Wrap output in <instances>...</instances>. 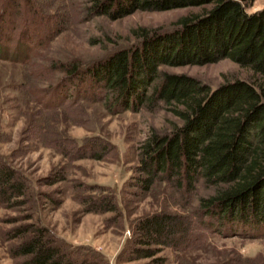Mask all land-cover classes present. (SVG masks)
<instances>
[{"label": "trees", "instance_id": "1", "mask_svg": "<svg viewBox=\"0 0 264 264\" xmlns=\"http://www.w3.org/2000/svg\"><path fill=\"white\" fill-rule=\"evenodd\" d=\"M254 1L80 0L86 20L200 9L170 28H141L135 42L88 62L74 59L54 67L60 71L56 88L63 86L67 98L99 102L110 114L165 109L177 118L168 131L152 129L142 141L136 186L143 191L156 183L171 186L191 210L190 221L198 220L205 232L264 238V7L251 12ZM223 59L249 69V77L212 86L163 67ZM32 196L28 179L0 156V206H19ZM92 200V211H118L113 197ZM34 213L12 219L19 223L0 233L14 264H107L93 252L71 248ZM188 220L168 211L142 217L130 240L132 252L151 256L157 249L141 245L173 246Z\"/></svg>", "mask_w": 264, "mask_h": 264}, {"label": "rangeland", "instance_id": "2", "mask_svg": "<svg viewBox=\"0 0 264 264\" xmlns=\"http://www.w3.org/2000/svg\"><path fill=\"white\" fill-rule=\"evenodd\" d=\"M74 1L0 0V156L28 179L33 192L28 203L0 206V233L19 223L12 219L34 211L71 248L93 252L107 264H264V238L205 232L198 220L190 221L191 210L171 186L156 183L143 191L135 185L142 141L152 129L168 131L176 117L165 109L110 114L99 102H78L65 96L63 86L56 88L55 64L88 62L135 42L141 28H170L200 8L86 20L80 0ZM262 7L264 0H255L249 10ZM163 67L212 86L250 75L230 59ZM77 145L85 150L76 151ZM106 196L118 211L90 210L92 198ZM162 211L189 217V224L179 229L173 246L141 245L157 250L151 256L133 253L138 220ZM7 246L0 240V264H14Z\"/></svg>", "mask_w": 264, "mask_h": 264}]
</instances>
